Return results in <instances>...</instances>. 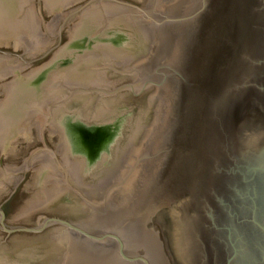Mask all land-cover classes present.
<instances>
[{"label":"water","instance_id":"1","mask_svg":"<svg viewBox=\"0 0 264 264\" xmlns=\"http://www.w3.org/2000/svg\"><path fill=\"white\" fill-rule=\"evenodd\" d=\"M38 9L59 44L0 50V264H264V0ZM123 105L84 175L58 119Z\"/></svg>","mask_w":264,"mask_h":264},{"label":"rangeland","instance_id":"2","mask_svg":"<svg viewBox=\"0 0 264 264\" xmlns=\"http://www.w3.org/2000/svg\"><path fill=\"white\" fill-rule=\"evenodd\" d=\"M38 7L39 0H0V50L19 54L26 60H34L59 44L60 35L51 38L46 33ZM134 114L135 110L132 107L123 105L115 109V118L108 124L92 127L76 125L74 122L77 120L88 123L77 117V112L65 114L58 121L63 126L71 152L75 155H83L77 148L78 144L80 146L79 141H85L93 146L96 144L94 143L96 134L107 131L108 125H111L117 133L114 140L109 143V149L101 153L100 159L105 153L112 159L111 147L122 137V127ZM100 159L92 163L86 157L84 175L90 173Z\"/></svg>","mask_w":264,"mask_h":264},{"label":"flooded vegetation","instance_id":"3","mask_svg":"<svg viewBox=\"0 0 264 264\" xmlns=\"http://www.w3.org/2000/svg\"><path fill=\"white\" fill-rule=\"evenodd\" d=\"M97 83V82H96ZM66 89H70V88H73V87H70V85H68V86H66L65 87ZM77 88H80V89H106L107 87L106 86H103V85H99L98 83L97 84H91V85H82V86H79V87H77ZM76 125L78 124V125H84V126H87V127H92V126H97V125H101V124H88V123H83V122H81V121H79V120H77V121H75L74 122ZM103 124H105V123H102V125ZM108 124V123H107ZM75 146H77V145H75ZM77 148H78V151L80 152V153H82L81 151V146H79V144H78V146H77ZM84 156H86L87 157V159L90 161V158H89V155H87V154H84V153H82ZM91 162V161H90ZM165 233V232H164Z\"/></svg>","mask_w":264,"mask_h":264},{"label":"bare ground","instance_id":"4","mask_svg":"<svg viewBox=\"0 0 264 264\" xmlns=\"http://www.w3.org/2000/svg\"><path fill=\"white\" fill-rule=\"evenodd\" d=\"M109 148V147H108ZM82 150V149H81ZM108 150V149H107ZM107 150H104V151H107ZM82 152V151H81ZM84 152V154H87V155H89L88 154V152L87 151H83ZM89 158H90V155H89Z\"/></svg>","mask_w":264,"mask_h":264}]
</instances>
